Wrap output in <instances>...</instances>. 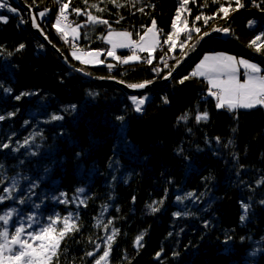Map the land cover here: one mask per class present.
<instances>
[{"label":"trees","instance_id":"1","mask_svg":"<svg viewBox=\"0 0 264 264\" xmlns=\"http://www.w3.org/2000/svg\"><path fill=\"white\" fill-rule=\"evenodd\" d=\"M22 1L65 62L29 30L25 12L7 0L0 9L8 19L0 22V215L17 210L9 232L22 220L27 228L28 215L35 218L29 232L47 227L50 217H59L54 227L61 229L70 216L78 230L65 234L48 264H95L114 231L101 264H264V107L217 109L204 78L179 83L203 54L216 52L257 63L264 74V63L256 58L264 61V49L258 53L249 46L264 32V0H241L245 6L238 10L234 0H188L177 27L187 21L189 29L195 25L201 32L191 31L187 41L181 32L172 51L163 41L174 31L181 0ZM64 3L70 25L79 26L75 39L70 32L67 37L81 52H108L103 37L112 30H125L137 41L153 20L161 48H155L151 64L144 62L146 52H138L140 60L128 64L104 58L102 65H84L54 28ZM221 4L231 5L227 17L219 12ZM88 14L108 23L93 24ZM204 17L214 18L205 23ZM224 27L231 30L228 40L210 37L214 28ZM204 32L209 35L199 39ZM184 41L187 55L181 56ZM200 44L167 83L146 93L128 95L114 84L159 82ZM116 54L127 57L129 51ZM160 58L169 67L154 61ZM21 93L29 95L17 100ZM133 96L145 99L141 112L135 111ZM205 112L208 119L198 123L196 116ZM185 114L186 120L179 119ZM53 115L62 119L52 120Z\"/></svg>","mask_w":264,"mask_h":264},{"label":"snow or ice","instance_id":"2","mask_svg":"<svg viewBox=\"0 0 264 264\" xmlns=\"http://www.w3.org/2000/svg\"><path fill=\"white\" fill-rule=\"evenodd\" d=\"M112 3H116V0H111ZM215 2V0H214ZM235 2V9L238 10L239 8H243L245 5L241 2V0H234ZM188 3V0H181V5L177 9L176 17L173 19L172 28L173 32L169 33L167 39L163 41L164 44L169 45V51H172L177 47V39L179 38L181 32H186L187 40H192L191 31H195L196 33H200L201 29L199 27H195L193 25L192 29L188 28L187 21H184L183 28L177 27V21L180 19L181 10L184 6ZM7 6V0H0V9H3ZM69 8L68 3H64L61 5L59 9V14L57 16L56 22L54 27L56 28L57 32H63L62 39H65L67 42L66 37L68 36V31L65 29H70L71 33L73 34V39L76 38L77 27H72L70 24H65L64 28L61 27L62 20L67 21L68 16L66 14L67 9ZM231 5L225 7L221 4L219 8V12L224 14V17L229 15V9ZM99 11H103V9H98ZM8 11L12 13H16L15 8L8 7ZM74 11L79 14V9H74ZM142 11V9H141ZM40 16H44L45 13H39ZM214 17H204L205 23L208 20L213 19ZM201 17L197 16L196 20H200ZM88 20L95 23H102L107 24L108 21L106 20H99L97 17L88 14ZM0 22L7 23V17L0 16ZM24 21H21L23 23ZM32 26L38 27L35 18L32 20ZM249 27L255 26V21L248 22ZM156 29V22L153 20L152 27L148 28L144 35L140 37V42H135L130 39L131 33L123 32V33H115L109 32L107 36L103 37V39L111 45V48L108 50L107 55L112 57L115 61L120 64H128L130 61H138L140 57L137 55L136 49L140 51H147L149 56L144 61L145 63L151 64V53L156 47V45L160 44V40L157 38V33L154 31ZM213 31L215 32H223L225 34L230 33V28H214ZM115 35L116 39L113 38ZM209 35L208 32H204L202 35L199 36V39H203L204 36ZM262 36H264V32L260 35H257L252 41H250L249 46L254 47L256 52H261L264 49V40H262ZM146 37H150L146 39ZM47 38V37H45ZM186 41L181 42L179 44L181 56L187 55L186 51ZM259 42V43H258ZM192 50L195 49V45L190 46ZM24 45H19L17 50L23 49ZM117 48H131L132 55L127 57H121L116 55L115 49ZM71 55L74 59L80 60L82 64H89V63H103V61L99 60L98 57L100 55L99 52H81V50L77 49L75 45L73 46V51ZM93 57L92 60L84 59L83 57ZM179 60H177V64ZM164 66L169 67L166 61H164ZM114 65L109 64L108 68L111 69ZM239 67H243L245 69V79L243 82L237 79L236 72ZM172 70H174V66H172ZM77 71H81V69H77ZM154 72L159 74L160 69L154 68ZM261 68L256 65L255 63H250L244 59H237L234 56L227 55L224 53H218L214 55H205L203 59L200 61L199 64L196 65L195 70L190 74V76L183 77L179 83L183 84L185 80L190 79L191 77H204L208 82V95L214 97L216 100V108L223 109L227 108L228 111H234L238 108L243 109H252L256 106L264 107V75H260ZM168 76H171V71H169ZM165 77V79L168 78ZM152 83V81H144L142 83H135L129 84L128 87L134 89H142L145 88L148 84ZM7 91H10L7 90ZM29 95V93H21L20 96H17L16 99L19 100L21 96ZM132 103L135 105V111L141 112L142 105L145 103L144 98H137L135 96L130 97ZM163 102L165 104L168 103L167 98H163ZM74 107V106H73ZM4 116H0V120H3ZM62 117L53 115L52 120H60ZM118 119H123L122 117H118ZM179 119L186 120L187 114L183 115ZM208 114L207 112L203 114H198L196 116V120L199 123L201 120H207ZM8 144H4L3 148H8ZM7 191V190H6ZM78 191L83 192V189H78ZM63 195V193L61 194ZM191 195V193L189 194ZM179 200L180 197H177ZM2 200V198H0ZM63 203L64 201H60ZM21 204L24 201H20ZM155 203V202H154ZM162 203V201L160 202ZM264 204V201H261ZM152 212L158 211V208L149 206ZM245 214L247 213L248 206L243 205ZM16 209H12L10 211L5 212L3 215H0V222L3 223L5 227L3 230H0V264H48V262L56 256L57 249L60 246V240L63 239L65 234L69 231H76L78 230L74 223H70L71 217L64 218V227L61 229H57L54 226L59 222V217L52 218L50 217V224L47 227H42L39 231H27V228H31L34 222V216L28 215L26 217L27 220V228L25 227V223L22 220L18 226L15 227L14 232H9V225L10 218L13 216V213H16ZM174 215H179L176 213ZM242 221L245 219V216H241L240 218ZM109 224L111 221L108 222ZM58 232V237H53L51 233ZM115 231L112 235L106 237V244L107 247L105 248L103 255L99 257L95 261V264H101L102 261H106V258L109 256V249L111 248V243L115 237ZM143 239V234L136 238V244L140 245V241ZM32 241H40V243L34 244ZM99 247V245H97ZM88 256H93L92 252L87 253ZM159 256V253H157Z\"/></svg>","mask_w":264,"mask_h":264},{"label":"water","instance_id":"3","mask_svg":"<svg viewBox=\"0 0 264 264\" xmlns=\"http://www.w3.org/2000/svg\"><path fill=\"white\" fill-rule=\"evenodd\" d=\"M14 5L18 8H20L21 10H23L25 12V18H26V24H27V27L29 28V30L37 37L41 40V42L45 45H47L52 51H54L56 53V55L58 56V58L65 62V58L62 56V54L57 50L55 49V47L52 46V44L49 43L48 39L45 38L46 36L44 35V33L42 32L41 28L39 27L38 23V27H33L32 26V20L33 18H35V16L33 15L31 9L24 4V2L22 0H11ZM36 20V18H35ZM37 22V20H36ZM210 37H218L222 40H228V34H225L223 32H214L210 35ZM201 45L200 44L198 46V48L195 50V52L190 55L188 58H186L184 60V62L182 64H180L176 69H174L173 71H171V76H168L167 79H162L161 81L159 82H156V83H150L148 84L145 88H142V89H134V88H130L128 87V85L126 84H122V83H118V82H115L114 84L116 86H118L122 91H124L125 93H127L128 95H140V94H143V93H146L150 90H152L153 88H155L156 86H159V85H163L165 83H167L169 81V79L174 76L177 72L180 71V69L186 64L188 63L192 58L193 56H195V54H197V52L199 51V49L201 48ZM253 57H256L254 55H252ZM257 59L263 61L262 59L256 57ZM264 62V61H263ZM79 73H81L80 71H77Z\"/></svg>","mask_w":264,"mask_h":264},{"label":"rangeland","instance_id":"4","mask_svg":"<svg viewBox=\"0 0 264 264\" xmlns=\"http://www.w3.org/2000/svg\"><path fill=\"white\" fill-rule=\"evenodd\" d=\"M67 23L66 24H70L69 23V21L67 20L66 21ZM62 26V28H64V25L63 24H61ZM72 26V25H71ZM72 27H77V26H72ZM152 27V24L148 27V28H151ZM55 28V27H54ZM147 28V29H148ZM56 29V28H55ZM146 29V30H147ZM66 31H68V32H71L70 31V29H66ZM154 31H156V33H157V38L159 39V33H158V31H157V29H155ZM109 32H112L113 34H115V33H123V32H127V31H125V30H112V31H108L105 35H104V37L105 36H107L108 35V33ZM146 32V31H145ZM144 32V33H145ZM58 33V32H57ZM63 33V32H62ZM62 33H59L60 35L59 36H61L62 35ZM127 33H129V32H127ZM144 33L142 34V35H144ZM67 38V37H66ZM113 38L114 39H116V37H115V35L113 36ZM150 37H146V39H149ZM130 39H131V37H130ZM71 41H72V39H70ZM132 40V39H131ZM105 41V40H104ZM106 42V41H105ZM135 42H140V38L137 40V41H135ZM107 43V42H106ZM108 44V43H107ZM109 45V48H111V45L110 44H108ZM156 47H157V45H156ZM155 47V48H156ZM160 47V46H159ZM159 47H157L158 49H159ZM155 48H154V50H155ZM161 48V47H160ZM123 49H127L128 51H129V54H128V56L129 55H132V49L131 48H117V49H115V52L117 51V50H123ZM72 50V49H71ZM154 50L152 51V53H151V57H152V55H153V52H154ZM89 52H99V53H101L100 55H99V57H98V59L99 60H101V61H103L104 60V58H107V59H109L110 58V56L108 57V55H107V52L105 53V52H102V51H89ZM136 52H137V55H138V52H147V51H140L139 49H136ZM218 53H224V52H216V53H208V54H203L202 55V57L198 60V62L194 65V68H193V70H192V72L195 70V68H196V65L197 64H199L200 63V61L203 59V57L205 56V55H214V54H218ZM147 54H148V52H147ZM224 54H227V55H231V56H234V57H236L237 59H244V58H242V57H237L236 55H233V54H229V53H224ZM149 55V54H148ZM84 59H89V60H92L93 59V57H83ZM245 60H247V59H245ZM258 61H261V60H259V59H257ZM155 62H157L158 63V65H160L161 67H163L164 66V61H166L165 59H156V60H154ZM247 61H249V60H247ZM261 62H263V61H261ZM250 63H252V62H250ZM264 63V62H263ZM102 65V63H95V62H93V63H89V64H87L88 66H95V65ZM256 65H258L257 63H255ZM261 68V67H260ZM243 67H239L238 68V70H237V72H236V77H237V79L238 80H240L241 82H243V80L245 79V75H244V73L245 72H243ZM166 77V76H165ZM164 79V78H163ZM208 83V82H207ZM209 87V86H208ZM215 103H216V100H215ZM243 109V108H242ZM10 210H12V209H10ZM9 210V211H10ZM14 215H16L15 213H13V216ZM13 216L10 218V220H12L13 219ZM0 230H3V227L0 229ZM51 235L54 237V235L51 233ZM32 243H34V244H39L40 243V241H32Z\"/></svg>","mask_w":264,"mask_h":264},{"label":"bare ground","instance_id":"5","mask_svg":"<svg viewBox=\"0 0 264 264\" xmlns=\"http://www.w3.org/2000/svg\"><path fill=\"white\" fill-rule=\"evenodd\" d=\"M68 38V37H67ZM74 42V41H73ZM64 43V42H63ZM64 46H65V48H67L69 51H71L72 52V50L71 49H73V46H74V44L72 43V44H69V43H64ZM110 48L108 47V50H109ZM116 53H117V51H116ZM147 53V52H146ZM117 55V54H116ZM63 56V55H62ZM64 57V56H63ZM109 57V56H108ZM106 60H110V61H115L114 59H112V57L111 58H109V59H107V58H105ZM103 63H104V60H103Z\"/></svg>","mask_w":264,"mask_h":264},{"label":"built area","instance_id":"6","mask_svg":"<svg viewBox=\"0 0 264 264\" xmlns=\"http://www.w3.org/2000/svg\"><path fill=\"white\" fill-rule=\"evenodd\" d=\"M56 19H57V17H56ZM67 22L66 21H63L62 20V23L61 24H63V25H65ZM62 39V38H61ZM67 39V42H66V40L65 39H62V41L64 42V43H69V44H72L73 43V41H71L70 39H68V38H66Z\"/></svg>","mask_w":264,"mask_h":264},{"label":"crops","instance_id":"7","mask_svg":"<svg viewBox=\"0 0 264 264\" xmlns=\"http://www.w3.org/2000/svg\"><path fill=\"white\" fill-rule=\"evenodd\" d=\"M77 33H78V31L76 32V34L75 35H77ZM70 34L71 35H73L71 32H70ZM108 47H109V45H108ZM124 50V49H123ZM127 50V49H126ZM117 51H119V50H117ZM94 53V52H93ZM101 54V53H100ZM111 58V57H110ZM78 62H80V60H78V59H76ZM102 60V59H101ZM245 60V59H244ZM81 63V62H80ZM84 65H87V64H84ZM243 72H245V69H243ZM260 75H264L263 73H262V71H261V73H260ZM202 78H204V77H202ZM205 79V78H204ZM206 80V79H205ZM207 81V80H206ZM208 84V83H207Z\"/></svg>","mask_w":264,"mask_h":264}]
</instances>
